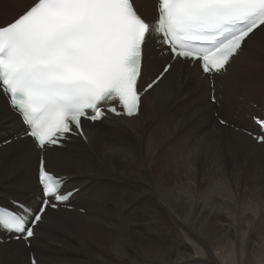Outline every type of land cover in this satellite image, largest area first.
Returning <instances> with one entry per match:
<instances>
[{
	"label": "bare ground",
	"instance_id": "6f19581e",
	"mask_svg": "<svg viewBox=\"0 0 264 264\" xmlns=\"http://www.w3.org/2000/svg\"><path fill=\"white\" fill-rule=\"evenodd\" d=\"M5 1L13 3L9 8L13 18L33 2ZM149 1L138 0V9L145 18L154 12ZM155 50L150 46L141 87L151 82L158 75L156 70L165 64L162 63L165 57ZM255 50L232 64L223 75L216 76L214 82L213 95L220 112L230 113L233 119L228 120L229 124L237 126L241 133L212 118L218 110L209 101L210 83L195 69L174 65L154 90L141 97L137 116L112 118L119 123L106 122L102 129L85 123V144L76 140L66 145V150L46 151L47 169L69 177L67 187L80 188L74 194L76 210H48L43 223L35 228L30 247L0 233V264L6 259L8 264H29L30 253L36 264H180L177 262L190 257L191 250L182 241L181 233L191 235L204 248L201 255L212 260L217 254L210 249L221 250L219 242L229 243L232 234H236L238 243L262 248L263 255L248 251L251 262L264 258V203L259 202L261 207L255 206L250 211L242 206L240 211L235 210L242 194L243 199L247 194L243 190L258 182V178L264 179V171L252 172L257 170L256 166L245 171L238 167L243 161L230 162L239 158L236 153L245 149L244 145L250 149V159L264 162V145L256 144L248 132L242 131V127L247 130L246 122L253 130L248 116L252 117L256 109L249 108V103H232V96L242 92L251 96L249 102L257 107L264 104V61L258 58L264 46L259 43ZM157 62L162 64L159 69ZM258 83L262 87L254 88ZM190 84H194L192 89ZM7 111L0 96V113ZM259 113L260 110L256 115ZM18 134L21 139H17ZM22 134L18 118L9 113L7 119H0V203L6 204L16 197L36 207L40 153ZM9 135L11 140L3 138ZM216 173L224 176L221 184L213 178ZM10 179L15 180L16 188L8 194L1 190ZM133 192L137 195H127ZM217 196L221 199L217 200ZM117 200L123 202L117 205ZM79 208H83V214L78 213ZM66 214L73 218L57 217ZM169 231L175 234L170 240ZM174 245L183 252L177 249L176 253ZM45 254H53L55 258L42 260L40 256ZM69 256V261L65 260ZM230 258L227 264H264L241 260L238 263Z\"/></svg>",
	"mask_w": 264,
	"mask_h": 264
},
{
	"label": "snow or ice",
	"instance_id": "6c2138e0",
	"mask_svg": "<svg viewBox=\"0 0 264 264\" xmlns=\"http://www.w3.org/2000/svg\"><path fill=\"white\" fill-rule=\"evenodd\" d=\"M151 2V22L140 14L138 0H33L0 23V96L8 110L0 119L9 113L18 118L23 137L40 153L39 202L35 208L17 199L0 206V233L30 243L48 210L67 205L74 194L65 177L47 169L44 152L73 136L87 140L85 122L102 128L119 123L113 116H137L141 97L174 65L195 69L214 93L216 76L264 38V0ZM150 46L168 62L139 89ZM253 119L254 139L264 145V118Z\"/></svg>",
	"mask_w": 264,
	"mask_h": 264
},
{
	"label": "rangeland",
	"instance_id": "374dc122",
	"mask_svg": "<svg viewBox=\"0 0 264 264\" xmlns=\"http://www.w3.org/2000/svg\"><path fill=\"white\" fill-rule=\"evenodd\" d=\"M150 2V1H149ZM151 3V2H150ZM12 4L13 3H11V2H7V1H5V0H1L0 1V23H3L5 20H7L8 18H13L14 17V15H13V12L12 11H10V6H12ZM142 9V8H141ZM152 13H153V11H152ZM261 44V45H263L264 46V38H257V41H256V45L257 44ZM154 48H156V50H155V52H159V49H157V47H154ZM258 51V49L257 50H255L254 52H257ZM263 51V52H262ZM263 53V55H262V57H260L261 56V54ZM258 58L260 59V60H263L264 61V50H260L259 52H258ZM168 61V58L167 57H165L163 60H162V63L164 64V63H166ZM156 67H157V69H159V68H161L162 67V64L161 63H159V62H157V64H156ZM159 71H160V69L159 70H156V74L157 73H159ZM156 74H153L154 76L156 75ZM258 81L256 80V83H257ZM192 85H193V87H194V84H190V87H191V89L193 88L192 87ZM257 86H260V88L262 87V84L261 83H258L257 85H254L253 87L254 88H257ZM263 87H264V83H263ZM211 90V89H210ZM239 99H241V101L239 100ZM251 99V96H249V95H246V94H244V93H242V92H236L233 96H232V103L233 104H243V103H245L246 105H247V103H249L248 104V106H249V108H254L255 106H256V104H253L252 102H249V100ZM215 106V105H214ZM216 107H217V110L218 111H216V112H214V113H216V115H218V116H216V117H213L212 116V118L214 119V120H216V122H217V118H221L222 120H224V121H227V123H228V125H230V127L232 128V129H237L238 127L237 126H235V127H233L234 125L233 124H229L230 122L228 121L229 119H233L232 118V116H231V114L230 113H228V112H220V106H219V104H216ZM226 118V119H225ZM218 124H220V123H218ZM246 125L244 126L245 128L247 127V130H244V128L242 127V131H246V133L248 132V136L249 137H252L251 136V134H254V131L253 130H251L250 128H249V123L248 122H246L245 123ZM221 125V124H220ZM227 125V124H226ZM105 126H103L102 128H104ZM102 128H99V129H102ZM248 130H250V131H248ZM234 132H236V133H241L240 131H234ZM245 133V132H244ZM249 133H251V134H249ZM10 137H11V135H9V136H7V137H3L4 139H9V140H11L10 139ZM253 139V138H252ZM254 140V139H253ZM2 140H0V142H1ZM8 144V143H7ZM93 146V145H92ZM245 146V149H244V147H243V149L239 152V154L238 153H236V155L237 156H239V158H237L235 161H230V162H236L237 164H241L242 163V161H243V165H244V167H243V165L241 166H238L240 169H244L245 171L247 170V167H253L254 169H256V167H257V170H254V171H252V172H254V173H256V171L258 172V171H264V162L263 161H260V160H258V161H255V160H252V159H250L249 158V155H250V149H249V147H247L246 145H244ZM216 158V160H217V162L218 163H221V160L218 158V157H215ZM239 159V160H238ZM238 161V162H237ZM255 161V162H254ZM230 162H228V164L230 163ZM260 162V163H259ZM262 162H263V164H262ZM257 164V165H256ZM256 166V167H255ZM259 167H261V168H259ZM252 172H251V174H252ZM247 175V173L245 174V176ZM249 175V174H248ZM253 176H255L254 174H252ZM213 178L214 179H217V180H219L220 181V184L222 183V180L224 179V176L223 175H219V174H213ZM225 179H227L228 180V178L225 176ZM243 180H244V178H242ZM257 179V178H256ZM80 182H83V180L82 181H80ZM259 183V184H258ZM221 186V185H220ZM250 186V187H249ZM249 186L248 187H246L245 188V190H243V193L244 192H247V194H246V196L244 197V199H243V194H242V196H241V199L239 200V204L237 205V208H235V210H238V211H240V207L242 206V207H244V208H246V209H249V211L251 210V209H253L255 206H257V207H261L259 204H261V203H259V202H263L264 203V179H262V178H258V182H254L253 184H249ZM253 186V187H252ZM256 187V188H255ZM14 188H16V182H15V180L14 179H10V181H8L6 184H5V186H4V189H2L1 191H3V192H7L8 194L11 192V190H15ZM255 190V191H254ZM241 193H242V191H240L239 193H238V195H241ZM249 193V194H248ZM222 194L224 195V193L222 192ZM230 194H232V193H230ZM233 195V194H232ZM13 196H11V198H12ZM219 196H217V197H215L217 200H220L221 198L219 197ZM13 199H16V197H13ZM239 199V198H238ZM239 207V208H238ZM80 209V208H79ZM78 209V210H79ZM83 209V208H82ZM79 214H82V213H79ZM66 216V218H73V215H68V214H66V215H60V216H57V217H59V218H63V217H65ZM68 216H70V217H68ZM71 218V219H72ZM77 218H79V219H81L82 220V218H80V217H77ZM258 220H260V218H258ZM257 220V221H258ZM183 222L184 223H186V221H184V219H183ZM238 223V222H237ZM169 224H170V221H169ZM187 224V223H186ZM239 224V223H238ZM169 233H170V236H169V240H170V238L172 237V236H174L175 234H173V233H171L170 231H169ZM185 234V235H184ZM184 234H179L180 235V237H183V238H181L182 239V241L183 242H185V243H187L188 245H190V247L189 248H191V250H190V253H188L189 255H190V257H188V258H185L186 260H184L183 262H181V261H178L177 263H180V264H214V263H218V264H227V263H230V257L232 256L238 263H264V258H262V259H260V260H254V261H250V256H249V252L248 251H250L251 253H253V254H256V255H263V253L260 251V249H262L260 246L259 247H256V246H253L252 245V243H249V244H245V243H238L237 242V239H236V234L234 235V234H232V236H234L233 237V239L229 242V243H226V242H219V244H220V248H221V250L220 249H217L216 248V250H214L215 248H212V249H210V250H212V252L216 255L215 256V260H212L211 258H208V257H206V255L205 256H203V254L201 255V253H203V250H204V248L200 245V244H198V242H196L195 240H194V238L191 236H189L188 234H186V233H184ZM187 237L188 238H190V240H186L187 239ZM241 238V237H240ZM44 239H46V238H44ZM103 239V238H102ZM241 240H243V238H241ZM169 243H170V241H169ZM197 244V245H196ZM175 247H173L174 248V251L177 253V249H178V251L179 252H183L182 250H180L181 249V247L180 246H178V245H174ZM94 247H96V246H94ZM177 247V248H176ZM200 247V248H199ZM209 248H210V246H208ZM34 248L35 249H38L39 248V246H38V248H37V245H34ZM193 249V250H192ZM199 249H201V251H199ZM41 250L42 251H44L45 252V248H41ZM221 254H223V258H222V256H221ZM53 254H45V255H42V256H40V258L42 259V260H46V261H48L47 259H51V258H55V257H53L52 256ZM220 256V257H219ZM35 257V256H34ZM69 259H70V256H69V258H67V259H65V260H67V261H69ZM222 261H221V260ZM224 259V260H223ZM225 260H227V261H225ZM239 260H241V262L239 261ZM9 263V261L6 259V261L3 263V264H8ZM2 264V263H1Z\"/></svg>",
	"mask_w": 264,
	"mask_h": 264
}]
</instances>
